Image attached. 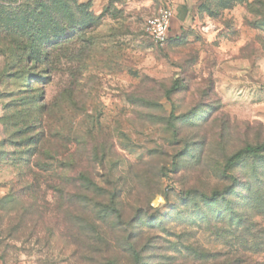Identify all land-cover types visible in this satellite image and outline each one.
<instances>
[{"label":"rangeland","instance_id":"374dc122","mask_svg":"<svg viewBox=\"0 0 264 264\" xmlns=\"http://www.w3.org/2000/svg\"><path fill=\"white\" fill-rule=\"evenodd\" d=\"M224 1L0 0V264H264V151L227 166L264 145V0Z\"/></svg>","mask_w":264,"mask_h":264},{"label":"built area","instance_id":"2783aa9c","mask_svg":"<svg viewBox=\"0 0 264 264\" xmlns=\"http://www.w3.org/2000/svg\"><path fill=\"white\" fill-rule=\"evenodd\" d=\"M174 15V9L169 7L147 19L145 32L153 43L164 46L169 42Z\"/></svg>","mask_w":264,"mask_h":264},{"label":"trees","instance_id":"16d2710c","mask_svg":"<svg viewBox=\"0 0 264 264\" xmlns=\"http://www.w3.org/2000/svg\"><path fill=\"white\" fill-rule=\"evenodd\" d=\"M242 1H245L246 4H248L247 0H240V2H242ZM225 2L230 7H233V6H236L237 4H239V0H227V1H224V4H225ZM171 40L172 39L169 38V42ZM263 151H264V145L261 146V147H257V148L248 147L246 149H243V150L239 151L238 153H236L234 156H232V158L230 159V161H229L227 166H231V165L235 164L238 160H240L245 155L258 156ZM224 193H215L212 196L211 200L212 201H218L219 199H221L223 197ZM130 248H131V250L133 252L135 263L136 264H141V260H140L138 252L132 246H130Z\"/></svg>","mask_w":264,"mask_h":264},{"label":"crops","instance_id":"0c3cea01","mask_svg":"<svg viewBox=\"0 0 264 264\" xmlns=\"http://www.w3.org/2000/svg\"><path fill=\"white\" fill-rule=\"evenodd\" d=\"M181 31V30H180Z\"/></svg>","mask_w":264,"mask_h":264}]
</instances>
